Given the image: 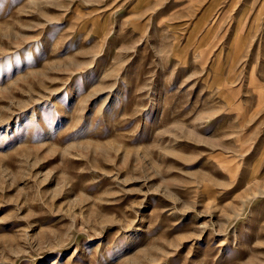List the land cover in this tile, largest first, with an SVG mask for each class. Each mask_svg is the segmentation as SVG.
I'll list each match as a JSON object with an SVG mask.
<instances>
[{"label": "rangeland", "instance_id": "374dc122", "mask_svg": "<svg viewBox=\"0 0 264 264\" xmlns=\"http://www.w3.org/2000/svg\"><path fill=\"white\" fill-rule=\"evenodd\" d=\"M0 264H264V0H0Z\"/></svg>", "mask_w": 264, "mask_h": 264}]
</instances>
